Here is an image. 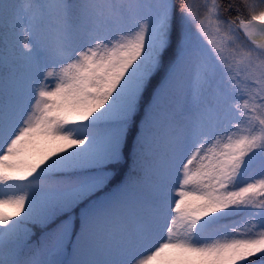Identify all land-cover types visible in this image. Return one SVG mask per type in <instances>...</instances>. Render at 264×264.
Wrapping results in <instances>:
<instances>
[{
    "label": "snow or ice",
    "instance_id": "obj_1",
    "mask_svg": "<svg viewBox=\"0 0 264 264\" xmlns=\"http://www.w3.org/2000/svg\"><path fill=\"white\" fill-rule=\"evenodd\" d=\"M258 2L0 0V264H264Z\"/></svg>",
    "mask_w": 264,
    "mask_h": 264
},
{
    "label": "trees",
    "instance_id": "obj_2",
    "mask_svg": "<svg viewBox=\"0 0 264 264\" xmlns=\"http://www.w3.org/2000/svg\"><path fill=\"white\" fill-rule=\"evenodd\" d=\"M224 2H225V4H227V3L229 2V0H224ZM232 2L236 5L237 8H239L240 13H241L242 15H245V16L248 15V12H247V10L244 8V6L242 5L241 0H232ZM249 2H250V3H251V2H255L257 8H259V6H260L258 0H249ZM236 14H237V13H236V10L233 9V10H231L230 12L226 13V16H228V17H234ZM5 22H7V18L5 19ZM33 232H34V234H35L36 236H39L38 228H35V227H34V228H33Z\"/></svg>",
    "mask_w": 264,
    "mask_h": 264
},
{
    "label": "rangeland",
    "instance_id": "obj_3",
    "mask_svg": "<svg viewBox=\"0 0 264 264\" xmlns=\"http://www.w3.org/2000/svg\"><path fill=\"white\" fill-rule=\"evenodd\" d=\"M241 40H242L243 42L247 43V40H246V38H245V37H243V35H242V34H241ZM250 179H251V177H250ZM129 226H131V222H129Z\"/></svg>",
    "mask_w": 264,
    "mask_h": 264
}]
</instances>
